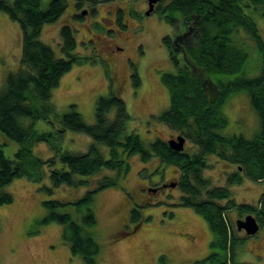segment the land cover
Instances as JSON below:
<instances>
[{"label": "trees", "instance_id": "1", "mask_svg": "<svg viewBox=\"0 0 264 264\" xmlns=\"http://www.w3.org/2000/svg\"><path fill=\"white\" fill-rule=\"evenodd\" d=\"M73 1L77 11L80 10L83 0ZM162 1L155 4V10L174 27L181 22L184 33L175 40L168 36L164 38L177 72L161 75L170 105L154 118L177 132L176 135L184 136L192 151L175 152L162 139L146 148L141 137L127 131L131 116L113 89L108 96L97 99L93 124H87L74 105L61 115L55 113L56 108L51 105L52 90L59 85L63 75L72 70L73 64L82 60L75 53L77 43L71 25L64 24L59 30L60 49L64 55L60 59L52 47L41 40V32L45 25L59 20L69 0H48L46 6L42 0H0V13H6L12 21L18 22L21 35V68L16 73H8L0 91V132L6 141L19 145L14 159L10 160L2 149L6 143L0 144V205L12 203L13 196L4 188L14 179L30 176L25 170L27 166L38 169L46 165L51 186L43 189L52 194L61 186L75 189L86 186L89 181L84 178L93 177L102 170L127 174L129 156L137 155L143 163L150 162L155 156L161 163L178 169L176 186L182 192L180 205L201 213L212 232L210 253L201 262L245 264L235 259L234 248L241 239L235 237L234 229L227 224L229 207L218 203L223 201L228 203L227 206H234L229 190L227 187H208L203 172L208 167L207 158L216 155L224 162L237 165L228 184H237L243 177L255 182L264 180V39L255 22L256 15L264 20V0H166L165 6L161 5ZM121 10L117 15L120 28ZM82 18L80 12L74 20ZM248 42L254 45L250 46ZM252 53L257 57L253 62ZM131 78L135 89L141 85L137 73ZM236 93L247 95L259 121L257 133L251 139L241 134L227 136L220 133L228 124L223 106ZM52 114H55L53 119ZM25 119H43L52 126L54 120L58 131L38 133ZM67 131L87 135L92 140L86 153L64 152L54 145L55 152L48 159L41 160L33 154L35 143H50L55 134L61 140ZM100 146L108 149V159L103 157ZM117 184L116 178L103 177L74 201L54 199L43 202L46 210L43 223L62 225V236L70 246L71 255L81 257L84 264H98L96 255L100 251L94 236L85 232L86 228L96 225L92 210L94 197L98 191ZM69 205L73 206L74 214H82L80 222L74 214L61 212ZM261 207L257 220L264 226V200ZM133 212L131 222L142 223L140 214Z\"/></svg>", "mask_w": 264, "mask_h": 264}, {"label": "rangeland", "instance_id": "2", "mask_svg": "<svg viewBox=\"0 0 264 264\" xmlns=\"http://www.w3.org/2000/svg\"><path fill=\"white\" fill-rule=\"evenodd\" d=\"M47 1L42 0L44 6ZM74 2L69 0L59 20L45 25L41 32V40L50 45L60 59L64 55L60 49L59 30L64 24L71 25L77 43L75 53L82 60L73 64L72 70L64 74L59 85L52 90L51 105L56 108L55 113L61 115L74 105L84 121L93 124L97 99L108 96L113 89L118 92L131 116L127 131L141 137L146 148L157 139H176L177 132L158 123L154 116H159L170 105L169 93L161 82V75L176 73L177 67L163 41L166 36L175 40V37L184 33L181 22L174 27L155 9L150 15L142 14L148 10L147 0H83L80 11H88L91 6L96 7V11L83 15L85 17L79 24L77 20H69ZM165 4L166 0L162 1L161 5ZM118 8L123 9L121 28L118 24L116 26L119 11L114 15ZM91 20L100 22L92 23L91 27L98 36H107L106 40L97 37L91 44L86 39L90 34L82 25L91 23ZM255 22L264 39V20L256 15ZM20 40L18 22L12 21L6 13H0V91L4 88L8 73H16L21 68ZM248 44L254 45L253 42ZM115 45L122 52L118 51L113 57L111 50ZM89 49H92L91 53ZM109 56H112L111 68L106 62ZM250 57L252 62L257 58L255 53L250 54ZM178 58L181 60L182 55ZM125 59H128V69ZM134 73L138 74L141 83L136 89L131 78ZM222 112L228 122L220 131L222 135L241 134L249 139L256 135L259 121L245 93L234 94L223 106ZM25 121L27 125L32 123V129L38 133L58 131L54 120L53 126L43 119ZM57 138L55 134L50 143H35L32 146L33 154L41 160L48 159L55 152L52 148L54 145L60 146L64 152L86 153L92 143L87 135L70 131L65 132L61 140ZM3 143H6L2 147L5 156L14 159L19 145L14 141H6L0 132V144ZM184 145V149L192 151L187 140ZM100 149L103 157L108 159V149L104 146H100ZM128 164L127 174L118 175L112 170H102L93 177L84 178L89 181L86 186L76 189L61 186L52 194L43 189L51 186L46 165L38 169L25 167L30 176L14 179L4 188L5 192L13 196V201L0 205V264H84L81 257L71 255L70 246L62 236L63 226L54 222L43 223L46 217L43 202L54 199L74 201L95 187L99 179L108 176L116 178L118 184L95 195L92 210L96 225L85 230L94 236L100 246L96 255L98 264H210L201 260L210 253L212 232L201 213L180 205L182 192L176 186L178 169L161 163L155 156L147 163H143L137 155L129 156ZM207 166L203 176L208 180V187H227L234 203L230 207L227 202H218L229 207L227 224L234 229L235 237L241 239L234 248L235 259L239 263L264 264V226L249 238L235 228V221L243 219V216L258 218L264 200V180L255 182L243 177L237 184H228V174L234 173L237 165L209 156ZM240 174L243 175L241 171ZM146 182H150V188H162L147 192L142 189ZM167 182L175 183V186L170 187L171 184ZM73 209L69 205L61 212L74 214ZM133 211L140 214L142 223L131 222ZM81 217L82 214H74L79 222Z\"/></svg>", "mask_w": 264, "mask_h": 264}, {"label": "flooded vegetation", "instance_id": "3", "mask_svg": "<svg viewBox=\"0 0 264 264\" xmlns=\"http://www.w3.org/2000/svg\"><path fill=\"white\" fill-rule=\"evenodd\" d=\"M75 4V3H74ZM73 4V6H71V11H70V15L72 14V17H70V21L72 20V19H74V17H75V15H79V13L81 12L82 13V11H80L79 9H78V11H79V13H77L78 11H77V9H76V5H74ZM156 6V5H155ZM147 8H148V6H147ZM96 9V7H90V9L88 10V14L91 12V11H96L95 10ZM147 10V9H146ZM146 10H144V12L142 13V14H145V12H146ZM86 11H87V9H86ZM117 9H115V12H114V15L116 16V14H117ZM82 15V14H81ZM83 17H85V16H83ZM93 20H91V23H89V24H87V25H82L83 26V28L85 29V30H87L86 32H88L89 34H90V36L88 37V38H86L85 36V38L86 39H88L89 40V42L92 44V43H94V41L96 40V38L98 37H100V38H102V39H107V36H98V34H97V31L95 30V29H93L91 26H92V23H94V22H96V24H100V22H98V21H93ZM116 20H114V22H115ZM79 24L80 23H82L81 22V20L80 21H77ZM116 26H118L117 25V22H116ZM89 28H91V29H89ZM104 28V27H103ZM105 31H106V28H105ZM107 32V31H106ZM109 32V31H108ZM109 37H112L111 35H109ZM91 50L92 49H89V53H91ZM118 51H121L122 52V49L118 46V45H115L114 46V48H113V50H111V55L113 54V57L115 56V55H117L119 52ZM111 58H112V56H109V58L106 60V62L108 63V66L111 68L112 67V63H110V60H111ZM125 61V63L127 64V69H128V59H125L124 60ZM112 78V82L115 84V80H114V77H113V75L111 76ZM176 136H178V135H176ZM214 156H216V155H214ZM217 157V156H216ZM230 174L231 173H229L228 174V177H227V179L229 178V176H230ZM149 184H150V182H146V184H145V186L142 188L143 190H145V191H147V192H150V191H155V190H159V188H162V187H160V186H157V187H152V188H150V186H149ZM167 184L169 185V184H171L170 182H167ZM156 192H158V191H156ZM245 217L246 216H243V219H245ZM239 219H242V218H239ZM238 219V220H239ZM242 219V220H243ZM238 220H236L235 221V228H236V222L238 221ZM256 220H257V218H256ZM257 222H258V225H259V227L261 228V225H260V223H259V221L257 220ZM236 230H237V228H236ZM240 232H243V235H244V237H247V238H249L250 236H252V235H250V236H246V234H245V231L244 230H241Z\"/></svg>", "mask_w": 264, "mask_h": 264}, {"label": "water", "instance_id": "4", "mask_svg": "<svg viewBox=\"0 0 264 264\" xmlns=\"http://www.w3.org/2000/svg\"><path fill=\"white\" fill-rule=\"evenodd\" d=\"M160 0H147V6L148 10H146L145 15H150L152 12H154L155 4H157ZM88 11L83 10L82 15H86ZM185 141L186 138L184 136H178L176 139H171L167 141V144L170 148L175 152H182L185 148ZM175 186V183L171 184L170 187ZM236 228L237 231L244 230L246 236L255 235L259 232L260 227L258 225V222L255 217H252L251 215L246 216L245 219H239L236 222Z\"/></svg>", "mask_w": 264, "mask_h": 264}]
</instances>
